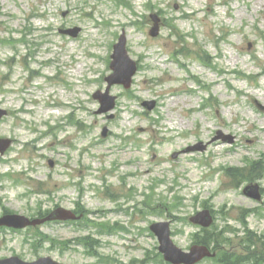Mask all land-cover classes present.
<instances>
[{
  "label": "rangeland",
  "instance_id": "obj_1",
  "mask_svg": "<svg viewBox=\"0 0 264 264\" xmlns=\"http://www.w3.org/2000/svg\"><path fill=\"white\" fill-rule=\"evenodd\" d=\"M123 34L138 70L99 113L93 95ZM0 108V139L13 141L0 155V216L89 214L0 229V259L166 264L150 225L170 221L187 251L200 233L189 219L208 209L218 233L239 231L225 236L236 264H264L240 247L264 246V0H0ZM255 185L261 201L244 194Z\"/></svg>",
  "mask_w": 264,
  "mask_h": 264
},
{
  "label": "water",
  "instance_id": "obj_2",
  "mask_svg": "<svg viewBox=\"0 0 264 264\" xmlns=\"http://www.w3.org/2000/svg\"><path fill=\"white\" fill-rule=\"evenodd\" d=\"M153 20L155 21L156 25L151 31L153 36H157L159 33V19L156 16H152ZM77 32V31H76ZM74 31H67L66 33L75 34ZM115 60L111 68L113 69L114 73L107 79L109 82V88L113 84H123L126 88L131 86L132 77L136 73L137 67L135 62H133L126 50V38L122 36L120 41L117 45H115V53L112 56ZM125 66V70L122 71V67ZM95 98H98L102 102V110L101 112H107L114 108V98H109L108 93L106 95H101L97 93ZM104 98H108L110 102L105 101ZM109 103V104H108ZM147 105V104H145ZM149 109H153L154 104L148 105ZM7 115V112L0 109V119L3 116ZM11 141L10 140H0V152L4 154L6 150L10 147ZM175 154L173 157H176ZM245 193L253 197L255 199H260L261 196L258 193V187H255L254 190L246 189ZM75 219V215L68 210L65 209H57L53 212L49 217L46 219H35L30 220L24 216L20 215H6L0 219V226H7L12 227L15 229H23L28 226H37L41 225L47 221L52 220H70ZM191 222L196 225H201L203 227H209L213 223V218L209 211H203L198 213L196 216L191 218ZM152 231L155 232L157 237L160 241V252L164 255L166 261L172 264H196L203 260L206 257H215V254H212L211 251L205 246H194L192 247L190 253H185L179 248H177L171 238H170V224L169 223H158L154 224L151 227ZM0 264H60L52 260L51 258H41L36 262H24L18 257H13L6 260H0Z\"/></svg>",
  "mask_w": 264,
  "mask_h": 264
},
{
  "label": "trees",
  "instance_id": "obj_3",
  "mask_svg": "<svg viewBox=\"0 0 264 264\" xmlns=\"http://www.w3.org/2000/svg\"><path fill=\"white\" fill-rule=\"evenodd\" d=\"M209 231H206V233H208ZM224 232L220 233L218 236H223ZM196 242L199 244H204V245H208V246H213L215 250H217L218 256L213 259L214 262L220 263V264H234L233 262V257L230 255V253L228 252H224V254H220L221 251L225 250L224 248L229 249L227 246L228 243H222L220 242L219 239H214V240H210L208 239V236L204 237V238H200L199 236H196ZM86 246H88V243L85 244ZM247 245L249 246V248H251L253 245H256V243L253 242L252 239H248ZM249 248H246V250H248L249 254L253 253ZM255 254V252L253 253ZM255 257V256H254Z\"/></svg>",
  "mask_w": 264,
  "mask_h": 264
}]
</instances>
